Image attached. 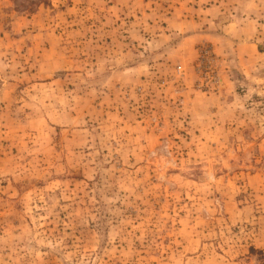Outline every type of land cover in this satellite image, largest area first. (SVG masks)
Segmentation results:
<instances>
[{
    "label": "rangeland",
    "instance_id": "1",
    "mask_svg": "<svg viewBox=\"0 0 264 264\" xmlns=\"http://www.w3.org/2000/svg\"><path fill=\"white\" fill-rule=\"evenodd\" d=\"M195 1L0 0V264H264V0Z\"/></svg>",
    "mask_w": 264,
    "mask_h": 264
},
{
    "label": "crops",
    "instance_id": "2",
    "mask_svg": "<svg viewBox=\"0 0 264 264\" xmlns=\"http://www.w3.org/2000/svg\"><path fill=\"white\" fill-rule=\"evenodd\" d=\"M195 2L194 11L192 12L191 16H186L184 19H177L174 15H172V21L175 20L177 22V25L175 24L177 29H182V31H185L184 27H188L190 24H193V22L206 21L209 23L212 21L221 20L224 17V12L221 6H218L217 4H208V0H196ZM185 4L187 5V3ZM188 17H190V19ZM194 36H196L195 39L190 41L185 39L186 43L189 44L191 42L199 44L200 42H211L215 45L214 51L218 55H226V51H228L226 48L231 49L230 46H232L234 53L238 56L240 61L244 63L245 69L254 65L255 60L260 59L258 54L261 53L258 49V45L251 43L250 41L237 42V37L234 35H229V40L225 35H212L211 31L205 29L202 33L195 34L193 37ZM240 38H242V35ZM228 43L231 44L228 46Z\"/></svg>",
    "mask_w": 264,
    "mask_h": 264
}]
</instances>
